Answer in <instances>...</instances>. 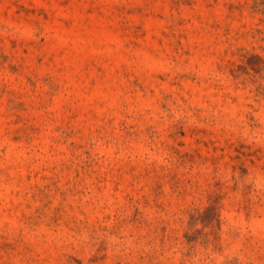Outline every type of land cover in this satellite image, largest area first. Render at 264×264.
I'll use <instances>...</instances> for the list:
<instances>
[{
	"label": "rangeland",
	"instance_id": "374dc122",
	"mask_svg": "<svg viewBox=\"0 0 264 264\" xmlns=\"http://www.w3.org/2000/svg\"><path fill=\"white\" fill-rule=\"evenodd\" d=\"M0 264H264V0H0Z\"/></svg>",
	"mask_w": 264,
	"mask_h": 264
}]
</instances>
